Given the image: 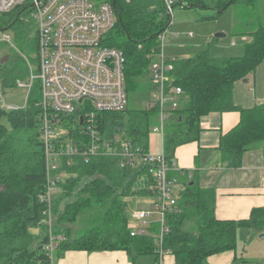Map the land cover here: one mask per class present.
<instances>
[{
  "label": "trees",
  "instance_id": "trees-1",
  "mask_svg": "<svg viewBox=\"0 0 264 264\" xmlns=\"http://www.w3.org/2000/svg\"><path fill=\"white\" fill-rule=\"evenodd\" d=\"M238 1L219 0L214 5L216 15ZM178 3L182 8H193L201 6L202 0ZM114 4L117 20L108 33V44L122 49L124 54L125 91L138 90L141 78L148 75L146 54L158 50L157 38L170 26V14L162 0H115ZM23 10L27 9L18 7L2 15L0 29L20 22ZM247 34L251 39L240 56L213 58L203 49L189 57H174L167 84L180 87L183 98L179 108L167 116L162 134L168 172L175 149L198 140L200 119L210 112L237 111L240 115L238 123L219 139L220 161L227 168H238L245 151L264 140V103L243 108L232 99L234 83L264 60V25ZM27 73L23 58L12 57L0 67V87L15 86ZM36 91L35 88L28 94L22 107H0V264H51L45 250L51 237L56 241L57 256L76 249H121L132 258L155 255L151 235L130 236L124 200L154 194L151 164L120 168L112 157L94 158L88 163L75 160L71 166L63 162L62 177L51 194L53 222L49 228L46 202L40 199L47 186ZM157 112L137 107L106 113L102 132L109 136L120 134L146 151ZM167 175L171 178L170 173ZM57 189L59 194L55 196ZM176 201V210L167 216L169 232L163 242L175 264H206L211 254L234 248L238 226H264V208L252 210L246 220L217 219L213 190L202 189L195 182L184 183ZM80 219L98 225L73 238L70 225ZM34 226H40L38 233L29 230ZM99 226H103V232L97 235L95 229Z\"/></svg>",
  "mask_w": 264,
  "mask_h": 264
},
{
  "label": "built area",
  "instance_id": "built-area-1",
  "mask_svg": "<svg viewBox=\"0 0 264 264\" xmlns=\"http://www.w3.org/2000/svg\"><path fill=\"white\" fill-rule=\"evenodd\" d=\"M162 1L171 15L174 0ZM114 3L115 0H0V17L25 7L35 21L36 69L28 66L29 80H17L16 85L27 88L28 94L37 89L35 106L47 186L40 199L46 202L49 228L53 222L51 194L62 177L63 162L71 166L75 160L88 163L94 158L112 157L120 168L151 164L154 201L150 208L133 212L134 223L128 222L127 229L130 236L153 237L157 257L154 264H161L163 255L169 252L163 244L169 232L167 216L176 210L178 198L172 187L174 181L167 175L169 165L163 152L142 151L131 140L120 134L105 135L101 128L104 114L121 112L127 106L125 57L122 49L109 45L107 40L117 20ZM164 33L158 35V50L146 54L151 89L159 92L148 99L146 108L157 109V122L151 129L161 136L167 116L179 108L183 98L180 87L167 84L174 57L167 58L162 53ZM2 39L8 40V36ZM10 108L16 107L7 109ZM55 248L56 241L51 237L45 245L51 258Z\"/></svg>",
  "mask_w": 264,
  "mask_h": 264
},
{
  "label": "crops",
  "instance_id": "crops-1",
  "mask_svg": "<svg viewBox=\"0 0 264 264\" xmlns=\"http://www.w3.org/2000/svg\"><path fill=\"white\" fill-rule=\"evenodd\" d=\"M232 99L235 105L243 108L264 103V60L247 77L234 83ZM239 117L237 111L210 112L202 116L198 140L175 149L174 166L168 172L174 183L195 182L202 189L211 188L214 215L220 220H246L252 210L264 208V141L245 151L238 168H227L220 161V136L234 127ZM74 224L70 225L71 232ZM72 236L77 237L73 233ZM156 258L154 254L132 258L121 249H76L60 256L55 252L51 264H154ZM238 261L264 264V226H238L234 248L211 254L206 264H239ZM161 264H175L170 251L163 255Z\"/></svg>",
  "mask_w": 264,
  "mask_h": 264
},
{
  "label": "rangeland",
  "instance_id": "rangeland-1",
  "mask_svg": "<svg viewBox=\"0 0 264 264\" xmlns=\"http://www.w3.org/2000/svg\"><path fill=\"white\" fill-rule=\"evenodd\" d=\"M174 1L175 4L170 15L171 23L164 33L162 48V53L167 58L189 57L203 49L208 50L209 55L213 58L240 56L244 52L245 43L247 44V41L251 38L247 33L255 30L260 25H264V0L232 2L224 11H220L218 16L214 5L219 0H202L201 6L193 8H182L178 3L180 0ZM181 1L185 2V0ZM20 19L21 23L17 22L11 27L0 29V67L9 62L12 57L20 56L23 58L27 69L31 65L35 70L37 65L35 21L28 9L23 10ZM2 28H4V25ZM218 34H221V36ZM4 35L8 36V40L2 39ZM243 38H246V40ZM22 80L27 82L29 80L28 75ZM0 91L2 95L0 107L8 108L12 106L17 108L25 105L28 95L27 88L15 85L0 87ZM158 93V90L151 89L147 75L141 78L138 90H128L126 92V108L138 107L144 109L148 99L154 98ZM3 122L6 124L5 119H3ZM148 143L151 154H158L163 150L159 131L150 129ZM182 186L181 181H176L172 187L174 192L178 193L177 191ZM58 194L59 189L55 192V196ZM124 200L127 201L125 215L129 224L134 223L132 214L136 209L149 208L154 201L153 196L142 195L125 197ZM97 225L91 221L85 223L80 219L73 225L72 233L74 236H78ZM29 230L32 233H38L40 226L31 227ZM102 232L103 226L96 227L95 233L97 235L102 234ZM238 262L241 264L240 261Z\"/></svg>",
  "mask_w": 264,
  "mask_h": 264
},
{
  "label": "water",
  "instance_id": "water-1",
  "mask_svg": "<svg viewBox=\"0 0 264 264\" xmlns=\"http://www.w3.org/2000/svg\"><path fill=\"white\" fill-rule=\"evenodd\" d=\"M219 36H221V34H218Z\"/></svg>",
  "mask_w": 264,
  "mask_h": 264
}]
</instances>
